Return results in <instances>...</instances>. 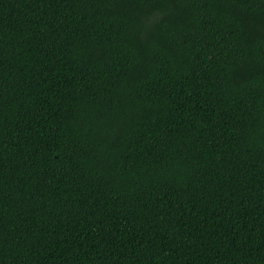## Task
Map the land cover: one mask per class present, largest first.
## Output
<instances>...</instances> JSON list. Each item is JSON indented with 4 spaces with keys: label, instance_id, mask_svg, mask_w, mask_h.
Wrapping results in <instances>:
<instances>
[{
    "label": "trees",
    "instance_id": "obj_1",
    "mask_svg": "<svg viewBox=\"0 0 264 264\" xmlns=\"http://www.w3.org/2000/svg\"><path fill=\"white\" fill-rule=\"evenodd\" d=\"M0 264H264V0H0Z\"/></svg>",
    "mask_w": 264,
    "mask_h": 264
}]
</instances>
